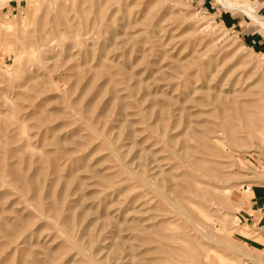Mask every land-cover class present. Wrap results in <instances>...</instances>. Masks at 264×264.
<instances>
[{
	"label": "rangeland",
	"instance_id": "1",
	"mask_svg": "<svg viewBox=\"0 0 264 264\" xmlns=\"http://www.w3.org/2000/svg\"><path fill=\"white\" fill-rule=\"evenodd\" d=\"M220 12L264 32L217 0H0V264H259L263 43Z\"/></svg>",
	"mask_w": 264,
	"mask_h": 264
},
{
	"label": "crops",
	"instance_id": "2",
	"mask_svg": "<svg viewBox=\"0 0 264 264\" xmlns=\"http://www.w3.org/2000/svg\"><path fill=\"white\" fill-rule=\"evenodd\" d=\"M205 1V0H203ZM258 3L257 7L264 13V0H255ZM212 7V6H211ZM230 14H223V13H215V17L222 18L226 24H229L230 28H238V32L241 34H245L247 39H251L250 43H254L255 45L259 46L260 43H263L261 50H264V32L263 34H258L256 37H252L253 34L249 33L246 29L241 26V21L238 20L237 16H234L233 13L229 12ZM239 21V22H238ZM246 30V31H245ZM251 35V36H249ZM260 35V36H259ZM260 37V38H259ZM262 39V41H261ZM258 48V47H257ZM244 214L242 215L245 219L246 226L248 232L252 233L250 236H245L248 244L253 246L256 250H263L264 251V240L260 241L257 239L259 235L264 236V189L262 188H255L253 189V195L250 197L249 200L243 205ZM263 230V231H262ZM263 257V256H262Z\"/></svg>",
	"mask_w": 264,
	"mask_h": 264
},
{
	"label": "bare ground",
	"instance_id": "3",
	"mask_svg": "<svg viewBox=\"0 0 264 264\" xmlns=\"http://www.w3.org/2000/svg\"><path fill=\"white\" fill-rule=\"evenodd\" d=\"M220 4H222V6L229 8V9H236V10H241L243 11L246 16L249 19L254 20L259 26L264 27V19L257 13V11L254 9L253 5L250 4L248 1L249 0H217ZM255 177L257 178H264L263 175H256ZM198 184V183H197ZM197 186V185H196ZM244 187H246V185H244ZM247 189V188H245ZM158 192H160L158 190ZM162 194V192H160ZM153 201V200H152ZM192 205V204H191ZM202 213V212H201ZM185 214V213H184ZM206 219L207 216L205 214ZM203 217V218H204ZM191 223H193L191 221ZM194 225V224H193ZM173 228V227H172ZM192 228V227H191ZM176 229V228H175ZM179 231V230H178ZM206 234V233H205ZM74 243V242H73ZM76 244V243H75ZM225 246H227L225 244ZM251 259L255 262L258 261L259 264H264V256L261 258L258 257H251Z\"/></svg>",
	"mask_w": 264,
	"mask_h": 264
}]
</instances>
